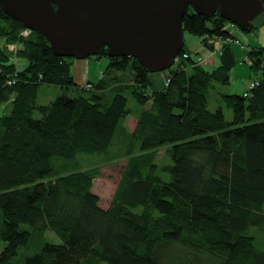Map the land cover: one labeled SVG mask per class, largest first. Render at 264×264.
I'll list each match as a JSON object with an SVG mask.
<instances>
[{"label": "trees", "instance_id": "16d2710c", "mask_svg": "<svg viewBox=\"0 0 264 264\" xmlns=\"http://www.w3.org/2000/svg\"><path fill=\"white\" fill-rule=\"evenodd\" d=\"M182 26L207 40L229 35L219 14L191 7ZM23 29L0 5V104L11 103L0 114V264H264L257 240L264 233V48L255 47L247 63L262 71L261 85L222 94L233 111L228 121L221 106L209 108L208 96L212 82H229L232 45L214 72L185 58L192 68H170L159 91L137 59L111 58L105 47L106 72L81 91L70 61L38 32L23 38ZM7 40L24 63L10 59ZM42 85L61 93L40 104ZM129 96L139 106L136 124L103 208L93 176L68 164L108 153L134 114ZM164 146L170 162L159 166Z\"/></svg>", "mask_w": 264, "mask_h": 264}, {"label": "water", "instance_id": "95a60500", "mask_svg": "<svg viewBox=\"0 0 264 264\" xmlns=\"http://www.w3.org/2000/svg\"><path fill=\"white\" fill-rule=\"evenodd\" d=\"M0 5L42 35L57 56L84 59L106 47L109 57H133L148 73L174 65L190 7L208 18L219 14L243 30L264 14V0H0Z\"/></svg>", "mask_w": 264, "mask_h": 264}, {"label": "rangeland", "instance_id": "374dc122", "mask_svg": "<svg viewBox=\"0 0 264 264\" xmlns=\"http://www.w3.org/2000/svg\"><path fill=\"white\" fill-rule=\"evenodd\" d=\"M215 17V15L213 16ZM212 18V17H210ZM10 23L8 20L2 21V23ZM233 23L231 21L226 20V24ZM234 24V23H233ZM264 26V14L260 16L255 21V25L251 27L249 30H243L239 26H237V30L241 32H237L234 36V33H229L226 37H221V42L216 39L215 42H209L206 37L199 38L195 37L187 32L183 33L184 38V48L187 49L188 52L193 54H204L205 57H202L204 61L202 64V68L208 72H214L218 66H220V57L225 51V47L228 45H232L235 49V66L231 68L229 71V82L227 84L223 82H212L210 85V92L208 96L209 108L212 111H215L218 107H222L225 117L228 121L233 119V111L230 109L225 102L222 100V94H236V88L238 86V80H236L241 74L247 76L248 80L247 87L249 86L248 92L253 91L261 85L260 80L262 79V71L259 70L256 73V70H252L250 68L248 59L249 53L254 49L250 46L248 41L249 33H258L261 31ZM33 30H25L23 29L21 35L23 38H27L31 35ZM212 37H210L211 39ZM212 40V39H211ZM7 51H9V56L11 60H14L15 64L24 63L22 59H19L17 56L18 44L9 43L7 40L3 43V45ZM206 46L209 48L206 50ZM250 46V47H249ZM238 48V49H237ZM237 49V51H236ZM208 53H207V52ZM185 53V51H183ZM181 53L176 55L174 58V65L170 68H183L185 70H189L192 67H189L183 62L185 61V57L180 56ZM70 61V70L71 74H73V78L75 83L77 84V88L79 90L89 91L90 89H86L87 81L97 82L99 78L104 74L107 70L108 64L110 62L108 56L104 53H99L94 56H90L84 59H76L73 57H66ZM176 59V61H175ZM21 69V65L19 67ZM163 70L162 73V86L164 87L165 81L167 80L169 69ZM239 70L238 77H235V71ZM159 75V74H158ZM160 77V76H159ZM160 78L158 76L154 77L153 85L156 87L159 83ZM243 82V79L241 80ZM152 86V85H151ZM243 86V85H242ZM73 90V89H72ZM61 93L60 88L51 85H42V88L39 92L38 102L40 104H49L53 101L59 94ZM73 94L76 92L73 90ZM88 95V92H86ZM129 105L133 108L134 114L128 115L121 123L119 130L115 136L114 143L108 153L105 154H92V155H80L69 165L70 170L82 171L85 173H90L93 176V186L92 191L97 194L100 198V205L103 208H107L112 196L117 187L118 181L120 179V175L123 171V168L126 163V147L128 143V139L130 133L133 132L136 124V112L139 111V106L136 104L135 99L132 96H129ZM11 109V103L0 104V114L7 113ZM39 114L36 115V117ZM169 146H164L159 149L157 162L159 166H165L169 164L170 160L166 154ZM160 173V171H159ZM162 177L165 175L161 174ZM45 238L52 241H58V237L52 233L47 232ZM257 240L260 246L264 247V233H257ZM3 244V243H2ZM2 245L0 246V248Z\"/></svg>", "mask_w": 264, "mask_h": 264}, {"label": "crops", "instance_id": "0c3cea01", "mask_svg": "<svg viewBox=\"0 0 264 264\" xmlns=\"http://www.w3.org/2000/svg\"><path fill=\"white\" fill-rule=\"evenodd\" d=\"M248 36H249L248 41H249L250 46L252 47V49L255 48V47L256 48H261V47L264 48V26L262 27L261 31H258V33H249ZM237 49H236V51H237ZM238 73H239V70H236L235 74H234L235 77L239 76L236 79V80L239 81L238 82V86L236 88V94H240V93L244 92L245 89L247 88V85H248L247 82H248V80H250V79H247L246 78L247 76H245L244 74L238 75ZM155 76H158V78H160V81L157 84V86H159V87H156V86L153 85V81H154V77ZM149 79H150V82H151L153 90L159 91V90L163 89V86L161 85L162 84V79H163L162 78V73H149ZM242 79H243V82H241Z\"/></svg>", "mask_w": 264, "mask_h": 264}, {"label": "built area", "instance_id": "2783aa9c", "mask_svg": "<svg viewBox=\"0 0 264 264\" xmlns=\"http://www.w3.org/2000/svg\"><path fill=\"white\" fill-rule=\"evenodd\" d=\"M226 29L229 31V33H234V36L237 34V32H241V31H238L237 30V25H235V24H233V23H229V24H226ZM25 30H27L26 28H25ZM28 30H30V29H28ZM212 39V40H211ZM210 40H209V42H215L216 41V39L218 40V41H220L221 42V39H224V38H221V37H219V38H217V37H212ZM206 48V50L209 48L208 46H206L205 47ZM207 52V51H206ZM208 53V52H207ZM205 55L206 54H204L203 56H202V54H198V55H196V54H193V53H188V52H185V54H183V57H185L186 59L187 58H192L193 59V61L194 62H197V64H202L204 61L202 60V57H205ZM181 56V55H180ZM202 56V57H201ZM182 57V56H181ZM175 61H176V59H175ZM7 83L9 84V85H11V84H13L14 83V80H12V79H9L8 81H7ZM248 89H250V87L248 86L246 89H245V91L243 92L244 94H246L247 92H248ZM247 95V94H246Z\"/></svg>", "mask_w": 264, "mask_h": 264}]
</instances>
